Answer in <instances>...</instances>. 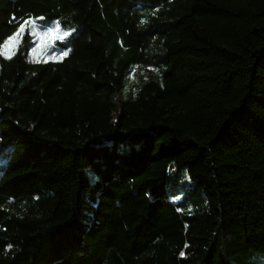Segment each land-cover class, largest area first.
I'll list each match as a JSON object with an SVG mask.
<instances>
[{
    "label": "trees",
    "instance_id": "1",
    "mask_svg": "<svg viewBox=\"0 0 264 264\" xmlns=\"http://www.w3.org/2000/svg\"><path fill=\"white\" fill-rule=\"evenodd\" d=\"M26 20L61 58L0 55V264H264V0H0V45Z\"/></svg>",
    "mask_w": 264,
    "mask_h": 264
},
{
    "label": "rangeland",
    "instance_id": "2",
    "mask_svg": "<svg viewBox=\"0 0 264 264\" xmlns=\"http://www.w3.org/2000/svg\"><path fill=\"white\" fill-rule=\"evenodd\" d=\"M25 27L28 29L33 42L31 48L28 49V47H25L28 49L26 54L30 61L58 60L61 58V52H59L53 45V40L56 39L55 32H48V30L41 31V29L34 23H29L25 25ZM45 33H47V35H45ZM15 34H17L15 39L9 41L8 45L5 47V52H13L21 41V32L17 33L16 31ZM17 41L19 42L17 43ZM129 83L130 79H128L127 85H129Z\"/></svg>",
    "mask_w": 264,
    "mask_h": 264
},
{
    "label": "snow or ice",
    "instance_id": "3",
    "mask_svg": "<svg viewBox=\"0 0 264 264\" xmlns=\"http://www.w3.org/2000/svg\"><path fill=\"white\" fill-rule=\"evenodd\" d=\"M29 23H35V21H28V20L24 21L22 24H20L19 28L17 29V33L24 31L25 30V25H27ZM52 31H54V29H51V28L48 29V32H52ZM16 35L17 34L14 33L12 37H9V38H7L5 40V42H4L3 45H0V55H5L6 58H9L10 59L11 56L15 54L14 52H11V53L5 52L4 49L8 45L9 41H12L13 39H15ZM45 35H47V33H45ZM64 35L67 36L68 33H64ZM18 42L19 41H17V43ZM67 54H68L67 52H64L63 53L64 56H66Z\"/></svg>",
    "mask_w": 264,
    "mask_h": 264
}]
</instances>
